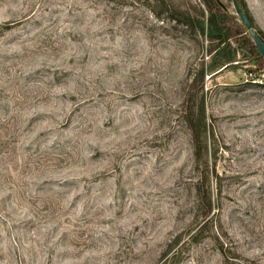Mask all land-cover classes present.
Masks as SVG:
<instances>
[{
  "label": "rangeland",
  "instance_id": "obj_1",
  "mask_svg": "<svg viewBox=\"0 0 264 264\" xmlns=\"http://www.w3.org/2000/svg\"><path fill=\"white\" fill-rule=\"evenodd\" d=\"M208 15L0 0V264H264V84Z\"/></svg>",
  "mask_w": 264,
  "mask_h": 264
},
{
  "label": "trees",
  "instance_id": "obj_2",
  "mask_svg": "<svg viewBox=\"0 0 264 264\" xmlns=\"http://www.w3.org/2000/svg\"><path fill=\"white\" fill-rule=\"evenodd\" d=\"M205 4L209 15L207 18L208 25L210 27L214 26L216 28L215 38L217 39L216 49L218 53L216 54L215 64L219 68L224 69L230 64L240 65L237 67H244L247 63L254 62L256 65L255 69L245 68V72L249 74L250 72H257L264 69V58L260 55L257 46L251 39L250 33L236 14L235 9L233 13H229L227 5L222 0H202ZM232 1V0H231ZM242 10V12L248 17L252 27L256 30L259 38L264 44V31L259 29L248 12L244 0H235ZM233 41L234 44H231ZM244 47L248 53L247 58H238L239 49ZM244 56V53H241ZM205 203L203 204L205 208L210 207V200L203 196ZM206 200H208L206 202ZM206 210L205 213H208Z\"/></svg>",
  "mask_w": 264,
  "mask_h": 264
},
{
  "label": "water",
  "instance_id": "obj_3",
  "mask_svg": "<svg viewBox=\"0 0 264 264\" xmlns=\"http://www.w3.org/2000/svg\"><path fill=\"white\" fill-rule=\"evenodd\" d=\"M233 7L235 9L236 14L240 17V19L243 21L245 26L247 27L251 39L254 42V44L257 46L260 55L264 58V44L262 43L261 39L259 38L256 30L252 27L250 21L248 20V17L242 12V10L239 8L237 2L235 0H232Z\"/></svg>",
  "mask_w": 264,
  "mask_h": 264
},
{
  "label": "built area",
  "instance_id": "obj_4",
  "mask_svg": "<svg viewBox=\"0 0 264 264\" xmlns=\"http://www.w3.org/2000/svg\"><path fill=\"white\" fill-rule=\"evenodd\" d=\"M247 80L264 84V69H261L257 72H250Z\"/></svg>",
  "mask_w": 264,
  "mask_h": 264
}]
</instances>
